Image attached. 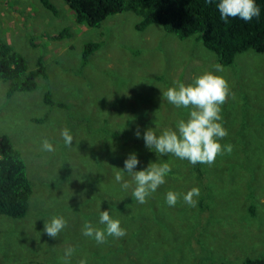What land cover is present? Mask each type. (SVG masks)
Listing matches in <instances>:
<instances>
[{"label":"rangeland","instance_id":"rangeland-1","mask_svg":"<svg viewBox=\"0 0 264 264\" xmlns=\"http://www.w3.org/2000/svg\"><path fill=\"white\" fill-rule=\"evenodd\" d=\"M48 1L53 11L38 0H0V38L21 53L29 68L39 56L46 66V76L30 92L7 96V83L0 79V134L7 133L20 149L32 183L26 214L0 215V264H65L68 247L74 249L69 264L81 259L87 264H240L244 257L264 256V52L238 53L231 65L217 71L215 56L200 41L178 40L155 24L137 30L139 17L131 11L88 27L73 20L63 0ZM59 32L63 35L56 38ZM87 41L98 47L82 61ZM206 70L229 85L221 106L229 136L239 142L256 140L249 155L241 147L239 159H247V170L215 171L218 188L204 209L183 200L197 187L191 176L185 183L183 178L165 181L164 187L180 188L175 206L166 198L159 202L156 191L155 207L148 199L125 205L113 196L102 201L107 195L92 183L98 170L88 164L93 142L118 139L128 118L129 144L144 142L149 128L157 135L175 129L181 120L178 107L163 93L178 83H192ZM46 91L52 104L43 102ZM64 128L73 135L70 147L61 136ZM43 139L55 151L42 150ZM138 156L143 165L150 162ZM122 162L121 157L114 165L123 169ZM103 210L119 219L125 236L97 243L82 234L86 221L105 227L99 222ZM53 216L67 222L56 238L44 231Z\"/></svg>","mask_w":264,"mask_h":264},{"label":"trees","instance_id":"trees-1","mask_svg":"<svg viewBox=\"0 0 264 264\" xmlns=\"http://www.w3.org/2000/svg\"><path fill=\"white\" fill-rule=\"evenodd\" d=\"M44 7L53 11L54 7L48 0H38ZM68 9L72 12L73 20L88 27H98L109 15L131 11L139 17L134 28L143 30L150 24H155L169 35L178 40L192 38L200 41L203 47L215 56L216 62L221 66H229L234 62L236 54L246 50L258 53L264 52V0H255L260 8L259 17H254L251 21L245 22L240 18H228L222 20L216 5L219 0H63ZM62 32L55 36L59 38ZM98 47V42L87 41L83 43L81 49V60L87 57ZM45 64L39 56L32 68H29L25 58L16 51L9 43L0 38V79L7 83L5 94L12 95L15 92H30L38 85V79L46 76ZM45 104H52L49 91L43 97ZM60 105L59 103H57ZM189 109L178 108L175 113L180 119L188 118ZM175 121H177L175 119ZM130 119L126 120V127L119 133L118 139L110 137L99 138L93 142L95 149L88 152L92 159L88 164L96 168L94 172L93 184L98 185V189L107 195L102 201L111 198L115 203L120 199L122 204L136 202L132 195V188L124 190L121 184L115 181V173L124 169V160L129 154L135 153L139 164L134 171L147 168L149 163H172L171 171L166 175L165 181L176 183L183 178L185 183L191 176L200 190V197L197 206L204 209L209 197L215 194L216 180L213 173H220L226 170H247L246 164L239 159V154L246 147V152L252 151L256 140L250 139L239 142L232 139L229 134L220 140L221 145L231 144L233 151L228 154L218 155L211 165L197 163L190 164L187 160H181L172 154L161 155L154 149L146 147L145 142L128 143L130 136ZM80 124V123H79ZM174 126V125H173ZM230 132V130H229ZM233 131H231L232 133ZM90 137V135H87ZM81 142V141H80ZM120 145L123 150L120 152ZM248 150V151H247ZM248 152V155L250 154ZM122 155V156H121ZM146 157L150 162L143 165L142 159L138 156ZM122 157V168L114 165ZM164 161V162H163ZM184 176L186 180H184ZM124 179L132 182L128 173H124ZM100 183H105L99 185ZM182 183V184H183ZM164 184L156 190L158 201L164 200L168 191L182 195L179 189L173 186L164 187ZM134 186V185H133ZM180 186V184H179ZM165 189V192L163 191ZM32 193V183L26 173V162L20 151L7 133L0 134V215L13 218L23 217L28 209L29 198ZM115 193H122V197ZM153 194V193H152ZM152 194L146 199L152 201ZM103 195V194H102ZM135 200H134V199ZM123 199V200H122ZM137 203V202H136ZM146 203V202H145ZM143 203V204H145ZM140 204V203H137ZM157 203L153 200V206ZM130 220L134 219L131 215ZM222 264H229L224 262ZM240 264H264V256L244 257Z\"/></svg>","mask_w":264,"mask_h":264},{"label":"clouds","instance_id":"clouds-1","mask_svg":"<svg viewBox=\"0 0 264 264\" xmlns=\"http://www.w3.org/2000/svg\"><path fill=\"white\" fill-rule=\"evenodd\" d=\"M206 2L211 3V0ZM216 7L222 20L240 18L248 22L260 15V8L255 0H219ZM215 67L217 71L222 70L220 65ZM229 94L230 88L226 79L216 72L207 70L195 77L190 84L178 83L169 87L163 96L170 104L189 109L188 118L179 120L175 129L167 128L159 135L151 128L145 130L143 139L146 147L154 149L161 155L172 154L181 160H187L192 165L197 163L211 165L218 155L225 152L230 154L233 146L230 143L222 146L220 143V140L228 135L221 123V106L226 102ZM135 135L139 138L140 131L137 130ZM61 136L65 145L70 147L73 143L70 130L62 129ZM42 150L55 151L47 139L42 141ZM138 164L139 160L135 153L129 154L124 160V169L115 173V181L120 183L124 190L132 188V195L142 204L165 183V177L171 171V167L168 163L151 162L147 168L134 171ZM124 173L131 176V183L124 179ZM199 194V188L193 187L183 194V200L194 207L197 203L195 197ZM179 198L180 194L168 191L166 203L175 206ZM99 222L105 225L103 229L86 221L82 234L94 238L97 243L106 242L108 236L122 238L126 235L119 219H114L108 210L100 212ZM66 225L67 222L62 216H53L49 223L44 224V231L49 237L56 238ZM73 252L74 249L71 247L65 249V264H69ZM78 264H87V261L81 259Z\"/></svg>","mask_w":264,"mask_h":264}]
</instances>
